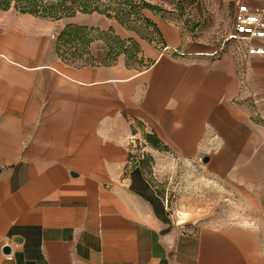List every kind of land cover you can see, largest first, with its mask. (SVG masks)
Wrapping results in <instances>:
<instances>
[{
	"label": "crops",
	"instance_id": "1",
	"mask_svg": "<svg viewBox=\"0 0 264 264\" xmlns=\"http://www.w3.org/2000/svg\"><path fill=\"white\" fill-rule=\"evenodd\" d=\"M154 21L145 68H74L62 23L0 8V264H264V55ZM186 164L214 216L175 223L158 182Z\"/></svg>",
	"mask_w": 264,
	"mask_h": 264
},
{
	"label": "rangeland",
	"instance_id": "2",
	"mask_svg": "<svg viewBox=\"0 0 264 264\" xmlns=\"http://www.w3.org/2000/svg\"><path fill=\"white\" fill-rule=\"evenodd\" d=\"M48 1L41 0V3L46 4ZM101 1L105 6L111 5L112 16L99 11L80 10L61 18L34 14L63 24L62 28L58 27L49 36L50 43H56V53L62 63L74 68L124 63L129 68L143 69L153 61L150 47L157 52L165 50L160 27L154 21L159 17L183 26L185 31L183 36L188 43H201L208 48H217L232 28L236 4L240 0H143L149 6L139 5V17L136 14L131 16V27L122 24L115 16L119 0ZM87 15L94 17L95 24L81 22L88 19ZM68 26H86L89 29L82 41L76 40L65 44L63 32ZM42 41L45 42L46 39ZM171 50L178 53L174 48ZM177 169L176 165L169 177L158 182V189L168 205L172 220L179 223L199 216H214L212 214L214 210L208 208L209 175L194 164H186L183 168ZM214 190L213 188L212 192ZM217 191L225 200L224 187L218 185Z\"/></svg>",
	"mask_w": 264,
	"mask_h": 264
},
{
	"label": "trees",
	"instance_id": "3",
	"mask_svg": "<svg viewBox=\"0 0 264 264\" xmlns=\"http://www.w3.org/2000/svg\"><path fill=\"white\" fill-rule=\"evenodd\" d=\"M137 2L138 5H137ZM149 6L143 0H119V7L115 8L117 19L124 25L131 27V16L136 14L139 17V5ZM101 0H49L46 4L41 0H0V8L9 9L14 6L22 12H29L37 15L61 18L63 16L73 15L77 11L108 13L110 16L111 5H104ZM130 8V9H127ZM156 24V23H155ZM89 28L86 26H68L64 29L65 44L74 41H82L85 32Z\"/></svg>",
	"mask_w": 264,
	"mask_h": 264
},
{
	"label": "built area",
	"instance_id": "4",
	"mask_svg": "<svg viewBox=\"0 0 264 264\" xmlns=\"http://www.w3.org/2000/svg\"><path fill=\"white\" fill-rule=\"evenodd\" d=\"M233 18L232 32L225 37L224 41L247 40V50L250 54L264 55V42L253 43L255 39L264 40V7L241 2L236 6ZM138 148L140 151L142 150L140 157L144 156L146 152L144 148ZM140 160L142 159L140 158ZM137 163L139 164V160Z\"/></svg>",
	"mask_w": 264,
	"mask_h": 264
},
{
	"label": "water",
	"instance_id": "5",
	"mask_svg": "<svg viewBox=\"0 0 264 264\" xmlns=\"http://www.w3.org/2000/svg\"><path fill=\"white\" fill-rule=\"evenodd\" d=\"M9 247V246H8Z\"/></svg>",
	"mask_w": 264,
	"mask_h": 264
}]
</instances>
